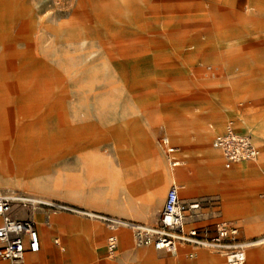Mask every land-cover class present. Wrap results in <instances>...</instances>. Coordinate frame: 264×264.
Listing matches in <instances>:
<instances>
[{
  "label": "rangeland",
  "instance_id": "1",
  "mask_svg": "<svg viewBox=\"0 0 264 264\" xmlns=\"http://www.w3.org/2000/svg\"><path fill=\"white\" fill-rule=\"evenodd\" d=\"M248 70L264 71V0H0V165L22 159L20 144L9 141L22 130L14 111L30 108L39 123L21 136L45 151L52 176L65 184L79 173L84 179L78 185L91 197L106 189L100 181H113L117 204L94 207L98 214L155 225L170 183L185 179L189 186L181 184L180 198L200 203L187 229L201 225L211 236L216 223L232 221L249 244L246 250L264 246L253 245L264 238V209L240 216L225 205L230 196L251 205L264 200V133L255 139L249 122L256 116H245L264 114V82L234 83ZM220 93L227 95L229 111L217 107ZM230 123L251 130L258 153L225 168L216 150L217 166L222 176H234L241 163L252 164L254 172L203 184L201 176L214 171L202 154ZM126 130L136 139L134 152L124 143ZM165 136L179 147L180 164L159 185L162 168H171L161 143ZM4 189L37 193L0 178ZM43 189L46 199L70 208L59 213L99 224L97 235L111 232L102 219L83 215V192ZM155 192L159 201L151 206ZM13 208L24 212L17 204ZM256 218L262 225L251 223ZM116 233L117 247L108 258L119 254L122 233L130 248L141 247L131 228L119 224ZM201 247L180 244L177 256ZM211 249L206 250L221 254L220 264H226L223 252ZM250 257L244 264H264V258Z\"/></svg>",
  "mask_w": 264,
  "mask_h": 264
},
{
  "label": "crops",
  "instance_id": "2",
  "mask_svg": "<svg viewBox=\"0 0 264 264\" xmlns=\"http://www.w3.org/2000/svg\"><path fill=\"white\" fill-rule=\"evenodd\" d=\"M227 27L228 26L226 25L225 28ZM226 35L227 32L223 36L227 37ZM248 71L249 72L246 75L240 76V79L236 78L234 83L239 86L240 83L257 85L258 82H264V71L262 70L261 71L248 70ZM218 99L219 101L217 107L220 108L222 111H229V107L226 105V100L228 99L227 95L224 93H220L218 95ZM223 102H225V104ZM29 110L31 109L24 107L14 111V117L16 118L15 120H17L15 124L16 126L22 125V130H21L22 132H27L32 125L39 123L37 119H34V117L33 118L30 117L31 115L29 114L33 112H30ZM248 115H254L257 117L258 121H264V114L248 113L245 116ZM245 116H237L236 119L237 121H239ZM234 126L238 130L242 132H246L239 125L235 124ZM247 130L249 131L252 137L251 130L249 129ZM21 131L19 134H17L16 141L10 140L9 142L12 145V147H16L20 144L19 146L21 149V153L23 154L22 159L17 161L14 160L11 163H9L6 167H2L0 165V178L3 179L8 178L15 180L16 182L24 184L25 187L28 188L32 187L33 191L37 192L32 196H28L25 195V193H21L22 196L35 197L43 201H49L48 199L45 198L46 196L44 193L46 192V190L43 189V187L47 188L48 190L64 189L72 193L83 192L80 195L82 198H84L86 207L82 210L95 213L96 215L99 212L95 210L94 207L96 208H101L103 206L114 207V205L117 204L116 201L117 195L115 192L114 183H112L113 181L110 182L100 181L99 187L102 188L103 186L106 189L98 191L97 194H94V196L91 197L90 193H86L84 191V187L78 185L80 179L81 180L84 179L79 173L77 174L75 173L65 184H63L58 177L52 176L50 172L51 171L50 166L47 163L48 161L46 160V157L44 156L45 151L43 152L39 148L34 147L32 138L24 139L21 136L23 134ZM122 133L125 136L124 143L129 144L128 145L129 152H134L135 148L131 143V139L133 141H136V139L133 135V132L130 130H126L123 131ZM6 134L9 135V138L12 137L10 133H6ZM262 140H264V136H262ZM118 141L119 142L115 143V147L117 149H119L121 146L120 140ZM171 144L174 145L173 143ZM174 146L178 147L177 145ZM208 152H210L209 149H207L202 156L206 159L213 158L207 154ZM41 153H43L44 155ZM180 154L184 158L188 156L186 153L183 154L182 152H180ZM175 156L180 161L179 147H178V151L175 153ZM156 161L158 164L161 163L162 162L161 157L158 156L156 158ZM120 162H123L122 158H120ZM32 165H37V166H32ZM251 166L252 164L249 163H241L240 169L242 168L244 169L246 167L244 171L246 170L247 174L250 173V171L251 173H253L254 169L253 166L252 167ZM172 168L173 166H171L170 169L167 168L165 169V167H163L158 176V181H156V183H158L159 185L163 184L166 181V178L170 177ZM211 170L214 171V173H211L207 176H201V180H200L201 183L209 184L210 182L213 181V179L215 180L217 179L218 181H226L232 179L233 175L222 176L224 171L218 168L217 163H214L212 165ZM232 170L233 172H235V169ZM232 170L230 169L225 171H232ZM172 183L178 184L179 190L181 184L184 187L189 186L185 179L182 180L181 184H179L175 180H173L170 183V185ZM5 190L7 189L0 190V192ZM158 193L159 192H155L156 197L150 200L151 206H154L158 203L159 201V198L157 197ZM225 205H226V211L228 212L230 211L235 215L244 216V214L247 212L253 213L254 211H256L257 208L264 209V200H261L256 205L255 204L251 205L246 200V198L237 197L234 199L232 196H230L229 198L226 197ZM119 206H121L124 209L126 208L125 203H122V205ZM16 212L19 217L22 218L31 217L35 220L37 231L40 237V249L37 252H27L22 260L11 264H220L222 262L221 254H214L213 252L208 251L204 248H200L194 252L188 253L186 257H178L177 256L178 249L174 252H169L168 254H166L160 251L153 250L152 249L153 247L151 246L130 248V246L127 245L128 237L126 233H122L120 235L121 249L119 254L113 259H110L106 254V249L104 252L105 240L109 233L107 235H104V232L101 230L100 232H98V235L102 234L103 235L102 237L101 236L99 237L97 234H95L96 230L101 229L99 224L89 221L87 219L78 218L59 212L50 213L48 219H46L41 207H39L34 212H31L25 208L23 214H19L17 210ZM90 218L94 220L95 217H90ZM251 223L253 225H262L261 221L258 218L254 219V221H252ZM55 238L59 239L60 244L54 243ZM250 256H252V259L264 258V246L257 248H248L246 250V261L250 260L251 258Z\"/></svg>",
  "mask_w": 264,
  "mask_h": 264
},
{
  "label": "built area",
  "instance_id": "3",
  "mask_svg": "<svg viewBox=\"0 0 264 264\" xmlns=\"http://www.w3.org/2000/svg\"><path fill=\"white\" fill-rule=\"evenodd\" d=\"M161 143L169 164L173 167L177 166L180 162L175 156L178 147L172 145L167 137H162ZM213 146L219 149L225 168L231 167L242 159L254 158L258 153L250 133L238 130L232 123L214 137ZM16 204L31 212L41 207L46 219L50 213L67 209L59 201H34L14 190L1 191L0 260L20 261L27 252H37L40 249V237L35 220L31 217H19L13 209V205ZM199 208V201H182L179 196V185L172 183L166 192L155 225L150 226L132 220L119 222L113 220L114 217L105 216L102 220L111 230L105 240L107 256L111 257L116 250L118 243L116 230L119 224H122L131 228L136 246H151L154 249L169 252L175 251L180 244L208 247L220 249L225 256L226 264H244L246 248L249 244L240 239V228L235 222L216 223L211 236H206L207 228L201 225L186 228L191 218L199 214ZM54 243L60 244L59 239L55 238Z\"/></svg>",
  "mask_w": 264,
  "mask_h": 264
},
{
  "label": "bare ground",
  "instance_id": "4",
  "mask_svg": "<svg viewBox=\"0 0 264 264\" xmlns=\"http://www.w3.org/2000/svg\"><path fill=\"white\" fill-rule=\"evenodd\" d=\"M252 121L251 122H249V123H251V125H252V127H254V133H253V135H254V137H255V139H259V137H261V135H262V133H264V121H258V119H257V117H253L252 119H251ZM251 140H252V137H251ZM252 143H253V141H252ZM255 146V145H254ZM256 147V146H255ZM209 150H210V152H208L207 154L210 156V157H213V158H210V159H207L210 163H212V164H214V163H217L218 161L217 160H219L220 159V157L218 156V154L216 153L217 151L216 150H219L218 148H216L215 146H213L212 148L210 147V148H208ZM215 149V150H214ZM257 149V148H256ZM258 150V149H257ZM203 155V154H202ZM245 160H247V159H242V160H240V161H245ZM240 161H238V162H240ZM247 165V164H246ZM243 167V166H242ZM252 167V166H251ZM246 168V167H245ZM244 168V169H245ZM250 168V167H249ZM244 169L242 168V169H240V166H238L236 169H235V175L234 176H232V178H234V177H239V176H242V175H247V172H246V170L244 171ZM250 173H251V171H250ZM24 197H28V196H24ZM32 200H34V201H42V200H40V199H37V198H32V197H30ZM39 208V207H38ZM66 208H68L67 206H66ZM68 209H70V208H68ZM82 212V211H81ZM83 214H85V215H88V216H91V217H95V218H99V219H103V218H105V216H103V215H96V214H94V213H91V212H82ZM113 220H117V221H119V222H123V220L122 219H118V218H112ZM262 239H264V238H260L259 240H257V241H255L254 243H253V245L254 244H256V243H259V242H264V241H262ZM202 248V247H201ZM203 248H206V249H210V250H213V249H211V248H208V247H203ZM178 249V248H177ZM176 249V250H177ZM175 250V251H176ZM174 252V251H173Z\"/></svg>",
  "mask_w": 264,
  "mask_h": 264
}]
</instances>
